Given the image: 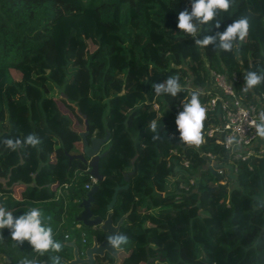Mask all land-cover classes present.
Segmentation results:
<instances>
[{"label": "trees", "instance_id": "16d2710c", "mask_svg": "<svg viewBox=\"0 0 264 264\" xmlns=\"http://www.w3.org/2000/svg\"><path fill=\"white\" fill-rule=\"evenodd\" d=\"M185 9L191 11V0H0V204L14 217L39 208L64 245L40 256L27 241L17 246L4 229L3 264L24 258L51 264L52 255L71 256L66 241L74 239L81 251L92 237L107 238L76 221L78 204L96 183L90 211L104 219L126 171L132 173L116 193L111 218L115 223L129 211L117 232L129 243L118 249L116 262L104 255L93 264H264V139L253 141L255 153L246 159L227 154L205 134L220 119L218 106L207 113L198 148L185 145L175 125L193 91L201 103L210 97L200 89L206 66L229 79L235 74L239 92L248 71L264 70V0H233L216 17L220 27L200 25L195 38L176 27ZM241 17L249 20V34L231 52L195 45ZM172 75L180 76L184 91L157 96L152 85ZM261 94L264 85L246 97ZM82 114L87 138L108 132L97 164L102 178L94 183L75 157ZM153 120L161 128L157 140L149 129ZM28 134L41 144L11 151L2 143ZM205 153L222 164L231 159V184L220 183Z\"/></svg>", "mask_w": 264, "mask_h": 264}, {"label": "clouds", "instance_id": "9594fccd", "mask_svg": "<svg viewBox=\"0 0 264 264\" xmlns=\"http://www.w3.org/2000/svg\"><path fill=\"white\" fill-rule=\"evenodd\" d=\"M233 0H191V11L187 9L180 11L177 16L176 27L188 37H197L200 25L212 24L216 28L220 27L216 17L219 12H227L232 6ZM250 23L247 17L234 20L224 31L216 32L214 35H206L202 39H195V45L206 48L215 45L223 52H231L234 42H243L249 34ZM245 87L247 92L253 88L264 85V70L248 71L245 75ZM157 96L168 95L173 98L184 91L180 83L179 75L167 77L163 83L152 85ZM201 93L193 91L190 99L183 101V111L176 119L175 125L179 131L180 140L188 146L200 147L204 142V122L207 119V109L201 103ZM258 121H252L255 127L256 136L264 139V111L258 115ZM149 129L153 133L152 139H160V124L153 120L150 122ZM235 136L227 139V144L232 145ZM2 143L11 151L28 146L35 148L41 144V139L35 134H28L23 140L17 138H6ZM45 222L42 211L33 207L24 214L14 217L10 210L0 204V241H3L2 231L8 229L11 240L17 246H21L25 241L31 246L32 250L43 256L46 253H60L64 247L62 242L54 237L51 227V217ZM107 243L112 249H120L121 246L129 243V238L123 234H110ZM20 264H38L35 259L24 258ZM51 264H61L60 255L51 256Z\"/></svg>", "mask_w": 264, "mask_h": 264}, {"label": "built area", "instance_id": "2783aa9c", "mask_svg": "<svg viewBox=\"0 0 264 264\" xmlns=\"http://www.w3.org/2000/svg\"><path fill=\"white\" fill-rule=\"evenodd\" d=\"M207 76L210 86L201 89L210 97L202 103L208 112H213L218 106L220 109V119L217 123H213L206 131L205 134L211 137L215 143L222 146L225 152L233 157L246 159L255 153L251 147L253 141L258 137L255 133V127L252 121H258V115L264 109V94L254 95V101L247 100L246 92H239L234 82L236 76L233 74L232 78L225 74L216 72L207 67ZM235 136L232 145L227 144V139ZM262 150H259V153ZM207 161L213 165L221 179V184H231L232 177L235 175L236 165L228 159L227 163L222 164L218 161L216 155L205 153ZM186 165V161H184ZM230 174V177L228 175ZM92 183L95 179L88 175ZM193 183V180H189ZM89 187V183L85 184Z\"/></svg>", "mask_w": 264, "mask_h": 264}, {"label": "water", "instance_id": "95a60500", "mask_svg": "<svg viewBox=\"0 0 264 264\" xmlns=\"http://www.w3.org/2000/svg\"><path fill=\"white\" fill-rule=\"evenodd\" d=\"M84 118V129L79 131L78 134L81 139V151L76 154L75 157L79 158L83 161L88 169L87 173L91 175L95 181H99L102 177L98 173L97 164L99 157L106 153L105 150H101L102 144H104L108 139V132H105L104 136H88V126L87 121L85 119V115L82 114ZM135 157L130 159L131 168L133 166V161ZM132 173V171H126L123 173L124 184L115 185L113 188V192L111 194L109 202L106 204V208L108 209L104 219H100L99 217H93L90 211V204L94 199V193L96 192L98 186L94 183L89 189L85 192V196L80 199L78 206L81 208L79 214L76 217V221L80 224L89 226V227H98L100 230L105 232L107 236L110 234H116L119 229V225L122 219L127 215L124 213L115 223H113L111 218V207L116 199V193L120 189L127 188L128 175ZM154 194H160L155 189L152 190ZM67 246L71 248V258L67 259L65 257L61 258V261L64 264H93L95 257H103L105 254L110 255L114 262L117 261V251L118 249H112L109 247L107 243V238L102 239L101 241H97L95 237H92L91 244L85 247L82 251L78 249V246L74 239L70 241L64 242ZM42 264V263H41Z\"/></svg>", "mask_w": 264, "mask_h": 264}, {"label": "rangeland", "instance_id": "374dc122", "mask_svg": "<svg viewBox=\"0 0 264 264\" xmlns=\"http://www.w3.org/2000/svg\"><path fill=\"white\" fill-rule=\"evenodd\" d=\"M188 83H189V81H188ZM209 86H210V82H209L208 77H207V80L205 81V83L203 85L200 86V89H205L206 87L208 88ZM71 118H72L73 122L76 120L75 115H72ZM257 138L260 139L259 137H257ZM191 180H193V179H191ZM108 259H109L108 262H110L112 257L109 255ZM3 262H4L3 258H0V264H3Z\"/></svg>", "mask_w": 264, "mask_h": 264}, {"label": "flooded vegetation", "instance_id": "af4514ba", "mask_svg": "<svg viewBox=\"0 0 264 264\" xmlns=\"http://www.w3.org/2000/svg\"><path fill=\"white\" fill-rule=\"evenodd\" d=\"M84 241V240H83ZM82 251V250H81ZM105 255H107V256H109L108 254H105ZM69 258H71V256L69 257ZM69 258H67V259H69ZM113 259V258H112ZM114 261V260H113Z\"/></svg>", "mask_w": 264, "mask_h": 264}, {"label": "crops", "instance_id": "0c3cea01", "mask_svg": "<svg viewBox=\"0 0 264 264\" xmlns=\"http://www.w3.org/2000/svg\"><path fill=\"white\" fill-rule=\"evenodd\" d=\"M91 136H95V135H91ZM79 149H80V151H81V144H80V148H79Z\"/></svg>", "mask_w": 264, "mask_h": 264}]
</instances>
